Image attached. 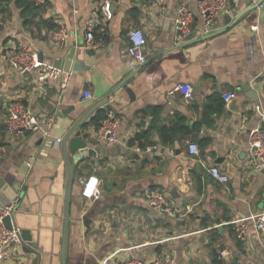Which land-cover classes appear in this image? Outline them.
I'll return each instance as SVG.
<instances>
[{
	"label": "crops",
	"instance_id": "1",
	"mask_svg": "<svg viewBox=\"0 0 264 264\" xmlns=\"http://www.w3.org/2000/svg\"><path fill=\"white\" fill-rule=\"evenodd\" d=\"M46 2L42 18L57 26L53 31L68 33L61 46L51 41L52 31L25 26L16 0H5L0 6V126L4 128L0 179L39 198L36 213L32 218L26 213L20 222L37 226L44 250L53 249V264H61L67 192L65 264H117L160 257L171 264H212L213 253L224 264H264V232L251 229L242 241L234 234V222L264 211V174L253 169L250 146L252 133L264 123V0L253 9L251 0H227L213 31L241 17L207 39H199L202 25L196 0H164L162 7L154 0ZM105 2L110 3L111 19L102 16ZM182 4L195 14L189 34L195 37L189 40L178 38L174 24ZM94 19L98 25L92 35L96 32L95 40L104 44L90 47L85 26ZM133 28L142 30L147 41L142 67L126 55L127 34ZM183 43L187 44L175 47ZM74 49L73 63L80 62L83 69L71 73L63 92L58 81L37 85L34 73L20 74L12 63L15 55L24 58L34 51L43 53L44 63L52 65V60H64ZM135 70L126 86L112 95ZM180 85L192 89L191 99L183 97ZM246 85L250 89L242 90ZM84 92L90 93L89 99H84ZM231 92L235 98L212 117V125L201 123L207 101ZM107 97L104 106L120 119L118 141L107 144L97 138L98 128L90 123L93 113L78 129L93 156L75 164L68 150L72 136L65 139ZM12 103L23 105L43 127L51 119L52 141L60 138L61 142L51 141L41 150L40 132L7 134L5 119ZM177 116L184 118L190 132L163 144L159 130ZM145 132L149 145L158 147L154 154H145V147L132 142ZM188 143L197 145L199 157L189 154ZM63 149L72 162L70 188ZM212 166L229 178L227 184L210 177L207 169ZM90 177L98 179L99 195L93 200L81 196V182ZM156 190L165 194L171 215L147 204L146 196ZM0 264L30 261L21 248L9 247Z\"/></svg>",
	"mask_w": 264,
	"mask_h": 264
},
{
	"label": "built area",
	"instance_id": "2",
	"mask_svg": "<svg viewBox=\"0 0 264 264\" xmlns=\"http://www.w3.org/2000/svg\"><path fill=\"white\" fill-rule=\"evenodd\" d=\"M37 6H43L46 0H29ZM157 5L163 6L164 0H154ZM260 0H251L253 5H256ZM261 3L257 6L260 7ZM227 9V0H196V15L201 20L202 35L209 34L214 29V24L219 14ZM102 16L105 19L112 18V12L110 3L105 2L101 8ZM195 14L188 9L185 4L178 7L174 24L178 34V38L185 40L190 34L192 23L194 21ZM98 25L97 20H90L85 26L86 30V44L90 47H96L103 45V40H95L92 31ZM256 26L251 27L252 31H256ZM68 38V33L65 30L52 31L50 39L57 45L61 46ZM128 46L126 49V55L132 62L138 65L145 64L147 57L145 55L146 37L142 30L138 28L131 29L127 34ZM21 51H24L21 49ZM21 57V56H20ZM13 66H15L17 72L20 74L34 73L36 76V84L42 85L49 80H55L59 82V88L63 92L69 85L71 79V73L65 72L62 69H57L52 65L37 60V53L34 51H28V55L24 58L15 57L12 60ZM264 79V68L262 72ZM178 90L186 99H191L192 89L188 85H180ZM84 99L90 98L89 92H84ZM235 98L233 92L222 95L224 106L228 107L231 101ZM52 120L47 121L46 127L37 120V118L29 112L20 103H12L8 106V112L5 119V131L7 134H24L31 132H40L42 136V147L45 148L50 143L59 144L61 139H55L52 141L49 127ZM120 126V119L113 114L112 111L107 113L106 118L101 121L97 130V138L107 144H113L118 141V130ZM52 141V142H51ZM251 148H255L253 169L256 172L264 174V123L252 133L250 139ZM158 151V147L155 145L145 146L143 152L145 154H154ZM189 154L195 158L199 157V149L196 144L188 143ZM27 168L31 167V162H28ZM207 173L210 177L219 184H227L229 178L223 174L218 167L212 166L207 169ZM99 195L98 179L90 177L88 182H85L81 190V196L87 200H93ZM147 204L166 214L171 215L172 212L168 207L166 196L161 191H152L146 196ZM14 213V203H8L3 205L0 202V263L7 258V252L9 247H15L20 249L23 245L21 238V230L12 225L10 221V227L5 224V219L10 218ZM250 220V222L248 221ZM248 220L234 222V234L237 240H244L251 229L256 233L264 232V211L256 215L251 216ZM221 255H224L221 253ZM117 264H171L164 258H155L152 260L143 259H126Z\"/></svg>",
	"mask_w": 264,
	"mask_h": 264
},
{
	"label": "water",
	"instance_id": "3",
	"mask_svg": "<svg viewBox=\"0 0 264 264\" xmlns=\"http://www.w3.org/2000/svg\"><path fill=\"white\" fill-rule=\"evenodd\" d=\"M262 0H260L256 5H252V8H257V6L261 3ZM241 17L239 15L237 18H235L231 23L226 27L230 28L235 24V22ZM226 28L212 31L209 34L202 35L199 39H207L212 36H215L219 34L220 32L224 31ZM195 37L194 34H191L187 36V40L192 39ZM188 43V42H187ZM186 43V44H187ZM190 43V42H189ZM185 43L179 44L177 47H183L186 45ZM75 54V49L71 50L68 55H66L64 60L55 61L52 60V66L57 69H62L65 72L74 73L78 71L79 69H83L80 62H74L73 58ZM37 60L39 62H44L45 57L43 53L37 54ZM49 61V59H47ZM58 63V64H56ZM145 64H142L144 66ZM137 71L135 70L132 72L127 78L122 80V82L118 85V87L113 91L112 95L117 93L121 88L126 86L127 82L135 75ZM250 89L249 86H245L242 88V90ZM125 92L132 97V92L129 88L124 89ZM110 97V96H109ZM109 97L102 100L99 104L94 106L83 118L82 122L75 126L67 135L65 142L72 136V138L69 139V153L72 156V161L75 164L81 165L85 158L88 156H93V152L87 148V144L83 141L85 138V135L78 132V129L80 126H82L86 120L98 109L102 108L108 101ZM252 151L255 150V148H251ZM65 160L70 172V179L68 188L71 186L72 182V162L69 159L68 151L66 149H63ZM92 154V155H91ZM86 182V179L82 180V185H84ZM39 198L34 199L33 194L30 190L27 188H19L17 185L5 183L3 179H0V202L3 205H6L8 203H14V213L10 218L5 219V224L7 227H10L9 222H12V225L14 227H17L21 230V238L23 241V245L21 247L22 252L29 257L30 264H53L52 255L53 249L49 251V247L44 250L43 248V241L44 237L41 236L39 229L37 226H33L30 223H24L22 224L20 222V218L24 215H27L28 217L32 218L31 215L36 213V204L38 203ZM69 215V192H67L66 196V209H65V222L64 226L62 228V237L60 241V248H59V255L61 257V264H65V230L67 227V223L69 221L68 219Z\"/></svg>",
	"mask_w": 264,
	"mask_h": 264
},
{
	"label": "trees",
	"instance_id": "4",
	"mask_svg": "<svg viewBox=\"0 0 264 264\" xmlns=\"http://www.w3.org/2000/svg\"><path fill=\"white\" fill-rule=\"evenodd\" d=\"M5 0H0V6ZM17 7L21 10V16L24 19V24L26 27H36L37 29L43 27L47 31H53L57 29V26L52 24L50 19L44 20L42 18L44 8L47 6V2L43 6H37L33 2L29 0H16ZM94 39H98L99 35L96 32L93 33ZM224 102L218 95L212 96L208 101L206 106L203 109L202 120L201 123L205 124L206 126H211L213 122V116L220 115L224 109ZM109 112V108L103 107L94 112L90 119V123H92L96 128L100 126L101 121H103L107 113ZM201 124L196 125L193 127L194 130H198ZM3 127L0 126V134L3 132ZM189 128L185 124L184 118L177 116L174 118L172 123L169 127H162L159 130L160 138L163 144H169L173 137L176 135H187L189 134ZM147 133H142L140 135L135 136L132 142H138L140 148L149 145V141L147 140ZM144 140L142 143L141 141ZM212 264H224L223 261L219 258L217 253H213L212 256Z\"/></svg>",
	"mask_w": 264,
	"mask_h": 264
}]
</instances>
